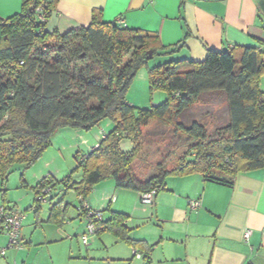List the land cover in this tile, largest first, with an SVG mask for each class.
Masks as SVG:
<instances>
[{
  "label": "trees",
  "instance_id": "obj_1",
  "mask_svg": "<svg viewBox=\"0 0 264 264\" xmlns=\"http://www.w3.org/2000/svg\"><path fill=\"white\" fill-rule=\"evenodd\" d=\"M58 2L22 0L19 13L0 20L3 186L16 164L30 167L43 155L58 130H91L108 118L114 127L102 132L98 146L83 155L71 174L60 180L48 175L34 190L37 197L46 188H51L47 195L57 187L75 191L78 209L83 210L87 225L93 218L95 233L111 232L137 248L143 244L129 236L126 215L112 211L105 219L103 210L90 207L87 198L99 183L114 180L119 189L141 195L154 189L157 195L169 177L199 173L206 180L232 186L239 173L264 168V41L260 48L208 49L202 61L169 60L150 68L151 90L165 91L167 99L138 108L127 99L138 68L158 54L178 51L185 41L166 48L157 33L128 28L117 20L103 21L100 10L93 13L90 25L60 33L48 28ZM215 94L226 105L222 126L211 132L202 121L182 120L190 109ZM152 122L173 127L193 143L178 166L139 180L132 165L144 148V128ZM123 140L131 143L129 149L123 148ZM79 169L82 179L74 181ZM2 191V204L17 209L7 203L6 191ZM65 195L50 206L48 221L57 226L67 220L70 203L65 202ZM94 211L102 216L89 215ZM2 228L0 224V232H5ZM149 255L150 250L143 257L145 264H151Z\"/></svg>",
  "mask_w": 264,
  "mask_h": 264
},
{
  "label": "crops",
  "instance_id": "obj_2",
  "mask_svg": "<svg viewBox=\"0 0 264 264\" xmlns=\"http://www.w3.org/2000/svg\"><path fill=\"white\" fill-rule=\"evenodd\" d=\"M21 9L22 0H0V20ZM99 10L103 21L120 18L128 28L157 33L166 48L184 40L178 51L164 55L168 60L202 61L208 49L260 48L264 41V0H59L48 28L65 33L88 26ZM60 170L43 171L36 180L48 175L60 180ZM195 200L200 206L192 208L190 202ZM87 201L91 208L103 210L105 219L112 211L126 215L129 236L143 247L112 234L127 243L131 264H145L148 250L151 264H264V168L239 173L232 186L206 180L199 173L169 177L152 204L144 203L139 192L119 189L114 180H106L95 186ZM40 210L24 220L23 247L11 248L0 264H55L58 251L53 245L65 236L64 225L49 222V213V228H43L45 216ZM247 230L252 232L249 239L244 236ZM91 233L95 232L85 233L86 242ZM105 233L109 232L97 235ZM7 243V234L0 232V246Z\"/></svg>",
  "mask_w": 264,
  "mask_h": 264
},
{
  "label": "rangeland",
  "instance_id": "obj_3",
  "mask_svg": "<svg viewBox=\"0 0 264 264\" xmlns=\"http://www.w3.org/2000/svg\"><path fill=\"white\" fill-rule=\"evenodd\" d=\"M169 60L165 59L163 54H158L154 58L151 57L148 64L138 68L127 92V99L131 104L138 108H150L167 99L165 91L151 90L149 69ZM221 100L220 95L208 96L202 104L190 109L182 120L185 123H191L194 120L202 121L208 125L211 132L214 131L224 124L226 117V105ZM113 127V122L106 118L99 126L91 130L62 128L55 133L52 145L35 163L30 167L16 164L4 186L0 179V200L4 195L2 190L5 189L9 204L27 213V217H34V210L37 205H40V212L43 213V217L45 216V222L41 224L45 229L49 228L46 221L51 203L58 202L66 194L65 202L70 203L67 220L63 227L66 234H62L65 236L58 240L60 243L53 245V248L58 251V256L54 259L55 264H131L130 262L134 261V259L128 260L131 254L125 250L127 243L118 241L110 232L101 236L91 233L88 236V242L83 241V235L87 233V220L86 216L81 214L83 210L78 209L80 199L76 192L70 190L65 192L66 190L63 191L57 187L47 195V201L37 203L34 190L38 182L36 179L43 171L60 168L61 179L71 174L83 155L88 154L89 148L101 139L102 132L110 131ZM144 130L146 139L143 151L132 165V172L139 180L149 179L159 173L162 168L173 169L178 166L180 159L193 143L189 137L182 135L173 127L160 123L152 122ZM122 145L125 149L131 147L128 140H123ZM48 163H50L49 167ZM82 176V170H76L73 180L79 181ZM65 248L68 250L66 257L63 258Z\"/></svg>",
  "mask_w": 264,
  "mask_h": 264
},
{
  "label": "built area",
  "instance_id": "obj_4",
  "mask_svg": "<svg viewBox=\"0 0 264 264\" xmlns=\"http://www.w3.org/2000/svg\"><path fill=\"white\" fill-rule=\"evenodd\" d=\"M40 18L42 20H45V18L43 17V14L40 15ZM117 22L120 24H124V20L120 18L117 20ZM50 191H51V188H46L43 191V193H41V196L37 197V199L40 200L41 202L47 201V194ZM155 195H156V190L153 189L151 192L142 194L141 198L144 203L152 204L154 202ZM190 206L192 208H197L198 206H200V202L197 200L192 201L190 202ZM93 214L95 215V218H100L102 216V213L98 211L90 212L89 215L92 216ZM26 218H27V213H24L17 209L9 208L7 205L2 204L0 200V224L3 227L2 229L8 234L7 245L0 246V258L5 257L7 252L11 248H22L23 247V242L21 241V229H22L23 222ZM95 230H96V224L93 218L91 217L87 225V231L90 233V232H94ZM251 233H252L251 230H247L244 235L245 238L249 239L251 236ZM83 238H84V241L86 242L87 235H84ZM134 254L137 257L141 256L136 251H134Z\"/></svg>",
  "mask_w": 264,
  "mask_h": 264
},
{
  "label": "water",
  "instance_id": "obj_5",
  "mask_svg": "<svg viewBox=\"0 0 264 264\" xmlns=\"http://www.w3.org/2000/svg\"><path fill=\"white\" fill-rule=\"evenodd\" d=\"M150 56H152V54H150Z\"/></svg>",
  "mask_w": 264,
  "mask_h": 264
}]
</instances>
